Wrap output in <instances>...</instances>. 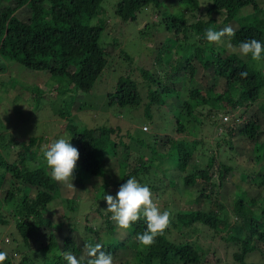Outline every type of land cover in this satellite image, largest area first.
Returning a JSON list of instances; mask_svg holds the SVG:
<instances>
[{
  "label": "trees",
  "instance_id": "16d2710c",
  "mask_svg": "<svg viewBox=\"0 0 264 264\" xmlns=\"http://www.w3.org/2000/svg\"><path fill=\"white\" fill-rule=\"evenodd\" d=\"M161 1L164 0H116L114 12L127 21L135 18L136 13L149 4L159 7ZM171 1L186 2L191 6L192 20L186 17L184 10L181 13L163 12L159 18L172 41L160 43L155 50L151 61L154 73L151 69L139 68L145 99L140 96L135 78L127 74L115 82L109 93V104H141L153 130H157L155 118L169 113L172 131L162 135L152 133L151 143L129 136L139 151L131 163L129 142L120 134L117 138L111 137L113 133L117 134V128L102 125L79 129L70 120L66 124L68 140L71 139V144L80 154L71 195L64 192L65 185L50 178L43 152L39 154L32 141L15 142L13 146L18 147L13 159L3 156L0 150V186L5 182L8 184L3 201L9 203L18 198L10 210L17 221L14 231L9 234L12 241L20 244L17 248H10L12 251L20 250L17 261L11 258L10 251H6L8 257L4 264H67L64 253L81 257L88 243L101 244L104 251L113 255L114 261L125 264L129 259L138 264H206L205 251L198 243L171 237L173 230L185 236L199 232V225L208 227L224 241L232 243L236 249L233 258L239 264H246V256L256 251L261 253L263 261L248 264H264V165L249 173L250 178L257 177L255 185L262 190L263 197L255 198L251 189L246 188L240 189L235 196L233 194L229 209L236 220H231L221 200L224 195L221 187L225 174L232 167L222 161L214 167L212 153L204 168L189 170L202 140L185 135L188 131L180 118L184 115L196 119L197 109L207 104L210 108L206 117L220 110L233 113L242 108V116L249 111L248 117L234 114L233 126H224L227 139L234 135L235 124L238 126L243 120L237 132L252 150L250 160L263 157L264 130L259 119L264 116V102L256 105L264 88L262 69L252 64L250 56L243 60L236 51L209 44L205 35L209 28L219 31L224 26L228 27L242 7L250 5L257 8L258 3L256 0H209L202 16L199 0ZM103 3L104 0H0V56L30 69L63 75L76 91H91L108 61L106 47L101 43L105 25L91 23L99 15ZM24 7L28 10L26 15L20 13ZM233 29L234 37L229 39L225 36L230 47L239 50L240 42L253 38L264 44V13L253 22H240ZM124 57L129 58L128 54ZM241 72H247V76L241 77ZM218 79L225 81L224 89L214 92L215 85H210L209 80L213 83ZM187 82L190 86L185 94L181 87ZM170 97L172 99L168 101ZM198 114L202 115L201 112ZM219 124L221 126L222 123ZM182 133L184 135L180 136ZM228 141L229 147H233L232 139ZM3 144L6 143L0 140V146ZM145 149H149L146 158L143 154ZM110 157L117 164L112 177L106 174L105 165ZM158 157L160 159L154 161ZM153 162L154 165L151 164ZM165 165L174 168L179 175L167 174ZM129 177L147 184L153 199H158L168 189L185 195V188H193V200L186 202L187 205L161 206L162 210L173 213L172 223L164 235L158 236L155 244L148 248L142 247L137 239L146 230L145 220L133 224L131 230L121 229L103 204L104 195L115 196L119 186ZM90 188L99 192V199H95L96 191L94 195H86ZM62 197L66 211L54 222L48 205ZM3 216L0 214V223L6 224L8 220ZM40 228L46 230L42 234L44 243L37 249L31 248ZM224 229L227 232L223 234ZM103 234L109 237L108 240L102 238ZM0 251L4 250L0 248Z\"/></svg>",
  "mask_w": 264,
  "mask_h": 264
},
{
  "label": "rangeland",
  "instance_id": "374dc122",
  "mask_svg": "<svg viewBox=\"0 0 264 264\" xmlns=\"http://www.w3.org/2000/svg\"><path fill=\"white\" fill-rule=\"evenodd\" d=\"M208 1L199 0L202 16L205 15L204 7ZM256 1L258 3L257 8H253L250 5L242 7L234 20L230 21L228 25L235 28L240 22H253L256 17H260L261 13H264V0ZM115 2L116 0H104L99 15L91 21L93 24L101 23L105 25L101 35V43L106 47L108 61L101 76L96 81L94 88L89 92L74 90L69 80L63 75L55 76L49 70L30 69L20 62L0 56V140L6 143L0 146L3 156L8 159L16 156L17 153L14 154V152L18 146H13L14 143L16 142L18 144V141L29 140L34 143L33 148L39 154H42L45 145L59 138L68 139L69 134L66 129V124L70 123V120L77 124L79 129H82L84 126L95 127L102 125L111 126L114 129L117 128V134L113 133L111 137L117 138V135L120 134L124 140L129 142L132 147L131 163L132 160L134 162L139 151L135 148L136 144L133 142L134 140L129 139V136H132L133 139L140 137L146 143L152 133L162 135L172 131V122L168 117L169 113L163 114L160 118H155L158 121V123H154L155 126L157 125V130H153V125L148 122L149 120L144 115L141 104L133 106H119L115 104L111 106L109 104V93L112 92V87L120 76L127 74L130 76L132 74L131 77L135 78L140 96L144 100L145 94L141 86L143 80L139 73V68L151 69L154 73L155 70L151 65V61L156 53L155 50L160 46V43L167 41L170 43L172 41L170 39V33L164 28L163 24L159 23V18L163 12L171 11L181 13L184 10L186 11V17L192 20L191 12L193 10L186 2H183V4L181 2L177 3L171 0H164L160 2L159 7L149 4L145 8H141L136 13L135 18L123 21L114 12ZM27 11V8L24 7L20 10V13L26 15ZM220 45L227 47L228 51H236L243 60L247 59V57L239 54L238 49L228 46L229 44L225 37L223 38V43ZM171 47L174 48V44L171 43ZM124 54H128L129 58L124 57ZM252 64L262 69L264 74V59L259 62L253 61ZM133 68H135L134 71ZM224 83L225 81L223 79H218L213 83L209 80L210 85H215L214 92L223 91ZM189 86L188 82L184 84L181 87L182 92L186 94ZM171 99V97L167 98L168 101ZM262 102H264V88L260 92V97L256 105H260ZM209 108L210 106L208 104L204 107H199L196 113L197 116L195 115L197 120L192 116H180L188 131L185 135H188L190 138L194 137L202 140L197 147L195 162L191 164L192 167L189 170L199 167L204 168L207 165L209 155L212 153H214V167H217L221 161L232 167L225 174V182L221 187L224 194L221 196V200L232 220L236 216L230 212L229 206L232 197L235 194L237 195L240 189H251L252 196L259 199L263 197L262 190L260 191L255 185L258 182L257 177L250 178L249 175L253 172V169L257 170L263 167L264 155L261 159L254 160L252 157V161L250 160L252 150L249 149L246 140L241 138L237 132V129L243 121L241 119V121L239 120L238 126L235 124L234 135L229 138L232 139L231 145L233 147L230 148L228 145L229 139H227L228 136L226 135L224 126H231L235 118L233 115L238 116L241 113L242 116L244 109L235 110L233 113L220 110L215 112L216 114L214 113V115L212 114L206 117ZM199 112L202 115L198 114ZM225 114L230 115L228 121L222 120ZM248 116H250L249 111H246L242 117ZM259 122L262 124L261 129L264 130V116L260 117ZM217 123L222 124L219 126L220 124L218 125ZM146 126L147 131H145ZM181 135H184V133ZM262 136L264 137V133ZM225 139L227 140L225 141ZM148 142L151 143V140ZM143 154H145L144 156L146 158L148 156L147 154H149V149H145ZM159 159L158 157L154 161ZM151 164L154 165L155 163L153 162ZM105 165L107 167L106 174L108 177H112V170L117 166L115 160L110 157L109 160H106ZM165 168L167 174L179 175V172L174 168L171 169L166 165ZM85 179V176L82 177L83 182ZM176 182L178 184V179ZM179 186L182 187L181 185ZM7 187L8 184L6 182L0 186V214H3V217L8 220L6 224L0 223V248L4 251H10L8 253L11 254V258L17 261L20 250L12 251L10 248H17L20 244L12 241L9 233L14 231V224L17 221V217L14 218L10 210L16 204L18 198L15 197L13 201L5 203L3 197ZM72 190L73 188L65 186L64 192L66 191L68 195H71ZM95 191L90 188L86 192V195H94ZM173 191L174 189L165 190L164 194L161 193L158 199L154 200L160 206L163 204L177 206L179 203L180 205H187L186 202L193 200L194 194L192 187L185 188L183 191L185 195L183 193L180 194L181 196L183 195L182 197ZM31 194H34V190H32ZM95 199H99V192L97 191ZM103 204L107 206L105 200ZM48 208L51 210L52 220L55 222L57 217L66 211L64 198L55 199L49 203ZM94 214L97 215L96 213ZM199 229V232H193L187 236L181 235L176 230H173L171 237L177 240L188 239L198 243L204 249L203 251H205L204 260L206 264H239L233 258V253L236 249L232 243H227L220 235L214 234L206 226L199 225ZM56 230L54 229V231ZM43 232H46L43 228L36 231L37 237L32 240L31 248L37 249L44 243ZM226 232L224 229L223 234ZM102 238L108 240L109 237L103 234ZM79 257L77 256V258ZM260 261H263V258L259 251L252 252L245 258L246 264ZM115 264L125 263H120L116 260ZM126 264L138 263L129 259Z\"/></svg>",
  "mask_w": 264,
  "mask_h": 264
},
{
  "label": "clouds",
  "instance_id": "9594fccd",
  "mask_svg": "<svg viewBox=\"0 0 264 264\" xmlns=\"http://www.w3.org/2000/svg\"><path fill=\"white\" fill-rule=\"evenodd\" d=\"M205 35L209 44L220 45L225 36L229 39L234 37L235 30L231 26L219 31L209 28ZM239 54L244 57L250 56L253 61L259 62L264 59V44L255 38L242 41L239 44ZM240 76L246 77L247 72H241ZM70 140L59 138L45 145L43 157L53 181L75 188L72 181L75 178L80 154ZM104 200L107 203L106 211L111 213V219L121 229L131 230L133 224L141 219L145 220L146 230L137 236L139 244L144 248L155 244L156 238L163 236L171 226L173 213L170 210H162L160 204L153 199L149 186L142 184L135 177H129L121 184L115 196L104 195ZM7 257L6 251H0V264H4ZM64 258L67 264H115L113 255L104 251L99 243L86 244L84 255L79 258L68 252L64 253Z\"/></svg>",
  "mask_w": 264,
  "mask_h": 264
},
{
  "label": "built area",
  "instance_id": "2783aa9c",
  "mask_svg": "<svg viewBox=\"0 0 264 264\" xmlns=\"http://www.w3.org/2000/svg\"><path fill=\"white\" fill-rule=\"evenodd\" d=\"M229 117H230V115L225 114V115H223L222 120H223V121H228V120H229V119H228Z\"/></svg>",
  "mask_w": 264,
  "mask_h": 264
}]
</instances>
